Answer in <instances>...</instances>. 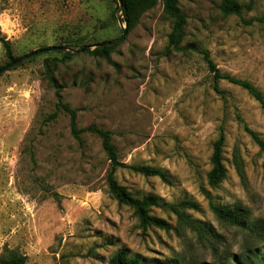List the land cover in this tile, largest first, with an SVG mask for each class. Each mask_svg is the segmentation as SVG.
Here are the masks:
<instances>
[{
	"label": "rangeland",
	"instance_id": "obj_1",
	"mask_svg": "<svg viewBox=\"0 0 264 264\" xmlns=\"http://www.w3.org/2000/svg\"><path fill=\"white\" fill-rule=\"evenodd\" d=\"M219 1L178 0L186 14L183 45L206 49L221 71L264 95V25L250 22L264 15V0H238L240 16L228 17L221 16ZM116 6L113 0H0V67L6 63L1 38L21 56L49 46L93 49L94 43L119 37ZM169 30L158 2L109 59L93 57L90 50L70 52L72 58L54 73L64 85L63 100L78 109L80 128L112 130L122 162L160 168L169 179L120 168L118 182L137 198L196 202L198 210L184 212L211 235L198 236L156 206L150 213L172 228L143 227L130 207L117 203L107 191L108 160L100 139L84 132L80 147L66 114L46 121L55 96L42 63L61 56L47 51L0 74V257L17 249L26 256L24 264H106L123 248L144 264H235L232 257L246 244L264 245V235L254 239L219 222L204 194L247 208L250 219L264 225V156L243 127L264 139V112L237 85L220 80L222 93L214 91L199 53H167ZM220 130L227 175L211 189L206 173ZM234 149L243 178L234 166Z\"/></svg>",
	"mask_w": 264,
	"mask_h": 264
},
{
	"label": "trees",
	"instance_id": "obj_2",
	"mask_svg": "<svg viewBox=\"0 0 264 264\" xmlns=\"http://www.w3.org/2000/svg\"><path fill=\"white\" fill-rule=\"evenodd\" d=\"M113 1L117 5V10V0ZM158 2L161 3L163 13L170 19V30L167 34V43L165 46L166 52L195 51L199 53L212 75V88L214 91L217 93H222V91L218 88V82L220 80H225L229 83L237 85L246 90L259 103L261 109L264 112V95L255 85L245 79H241L231 75L228 72L221 71L216 66L206 49L195 48L192 45H183L185 37L184 26L186 24V14L181 11L178 0H121L122 20L126 26L127 32L136 26L139 18L145 11L154 7ZM218 8L222 17H228L230 15L240 16L241 13V5L238 0H220ZM254 21L260 25H264V15L254 16L250 19L251 23ZM104 41L106 40L101 42ZM1 42L4 48V56L6 59L5 65L24 56L14 55L9 41L1 38ZM119 43L107 46H95L98 43H94L92 45L95 47L87 54L96 58L109 59L110 54ZM86 46L87 45H84L82 48ZM58 53L61 54L59 58L56 56L51 58L45 57L42 63L44 78L46 79L49 86L53 88L55 96L54 110L46 116V121L55 119L60 112L66 114L69 118L70 135L80 147L84 145V140L82 138V133L84 132L91 133L100 139L102 150L108 160V168L105 173L107 191L119 205H126L133 210V213L137 217L140 225L143 227H156L163 230H169L172 228L166 219L150 213L151 207L156 206L170 210L176 215L181 225L192 230L198 236L207 238L209 235H211L212 231L209 227L202 224L200 221L194 220L184 212L185 209L198 210L196 202L192 200H181L176 203L166 204L161 203L151 195L137 198L124 185L118 182L116 178V171L120 168H126L132 172L139 173L146 177L156 176L166 183H169V179L165 171L160 168L152 167L148 164H127L122 162L119 159L117 149L112 139L114 134L112 130L95 125H88L84 128H80L78 126V109L71 107L63 100L62 92L64 85L58 81L54 73L56 66L59 63L69 61L73 54L67 51H58ZM32 59L33 58L26 60L25 62H28ZM243 127L244 130L251 136L253 141L258 145L260 152L264 156V139H262L255 131L251 130L246 125ZM224 141L225 137L223 130H220L217 138L212 143L210 169L206 173L207 185L211 189L218 188L227 175V168L224 165L223 158ZM232 159L238 175L243 178V166L236 149H234L232 152ZM204 194L208 199V205L211 211L219 222L234 226L244 231L248 236L254 239L264 235V225L262 224V221L250 219L247 208H241L236 205L232 207L225 206L215 202L207 190H204ZM232 258L235 264H264V245L253 246L251 244H246L244 249L240 253L234 254ZM224 259L225 257L223 256L222 261ZM25 261L26 256L21 254L17 249H10L7 251L6 256L0 257V264H24ZM106 264L144 263L141 262L138 257L129 256L127 251L121 248L111 254Z\"/></svg>",
	"mask_w": 264,
	"mask_h": 264
},
{
	"label": "water",
	"instance_id": "obj_3",
	"mask_svg": "<svg viewBox=\"0 0 264 264\" xmlns=\"http://www.w3.org/2000/svg\"><path fill=\"white\" fill-rule=\"evenodd\" d=\"M117 3H118V7H117V10H116V18H117V21H118V24L120 25L121 27V35L117 38H114L112 40H106L104 42H100L98 44H96L95 46H107V45H113V44H116V43H119L121 42L124 37L126 36L127 34V29H126V26L124 25L123 23V20H122V3H121V0H117ZM94 46V47H95ZM91 50V46H86L82 49H73V48H67L65 46H49V47H46V48H41V49H38V50H35L31 53H28L24 56H22L21 58L5 65L4 67H2L0 69V74L12 67H15L21 63H23L24 61L30 59V58H33L39 54H42L44 52H47V51H67V52H72V53H81V52H86V51H89Z\"/></svg>",
	"mask_w": 264,
	"mask_h": 264
}]
</instances>
